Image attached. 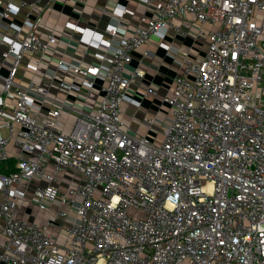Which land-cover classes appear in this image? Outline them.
Instances as JSON below:
<instances>
[{
    "label": "built area",
    "instance_id": "obj_1",
    "mask_svg": "<svg viewBox=\"0 0 264 264\" xmlns=\"http://www.w3.org/2000/svg\"><path fill=\"white\" fill-rule=\"evenodd\" d=\"M68 1L88 5L0 0V264H264V0H141L153 16L121 37L117 6L86 64L59 45L81 27L44 19ZM169 29L207 51L174 50L183 71L160 95L125 70ZM138 90L171 108L142 115L151 136L131 124ZM29 193L56 205L43 225L17 213Z\"/></svg>",
    "mask_w": 264,
    "mask_h": 264
},
{
    "label": "crops",
    "instance_id": "obj_2",
    "mask_svg": "<svg viewBox=\"0 0 264 264\" xmlns=\"http://www.w3.org/2000/svg\"><path fill=\"white\" fill-rule=\"evenodd\" d=\"M117 6L126 9L124 17L120 19L122 33L119 37L123 34H132L143 15L151 17L154 14L153 8H147L141 0H88V5L84 8L73 1L64 4L55 2L44 12L45 22L50 26L63 30L66 21H73L82 29L74 34L66 31V33H61L59 36V45L68 48L64 56L65 59H83L85 64L98 60L100 50L96 46L100 45L101 40L109 38L106 29L109 25L114 24L117 19L114 14ZM257 20L258 22L264 21L262 12L257 14ZM175 22L178 23L179 20ZM183 24L185 27L188 26L187 22ZM207 42L206 38L196 39L192 36H177L169 29L164 37L154 35L148 44L134 51L133 61L125 72L127 73L132 68L140 65L145 70V77L142 79L141 84H150L160 95L167 94L173 87L174 78L183 71L182 66L174 59L173 51H189L192 56L204 55L207 51ZM176 58H179V56ZM92 94L97 98L99 90L96 88ZM133 96L142 99L140 90L134 91ZM142 103L141 113L137 114V118L131 124L139 127L141 133L151 136V131L144 125L139 124L142 115H156L159 119L165 121L171 114V108L169 105L162 103L157 97L142 99ZM125 108L129 109L128 105H125ZM124 119L127 122L132 120L127 114ZM30 195L31 193L27 194L24 201L20 203L17 213L29 221L43 225L45 219L54 213L56 205H51L47 210H39L35 204L30 202ZM52 231L55 233L56 228H53ZM3 241L4 237L0 234V250Z\"/></svg>",
    "mask_w": 264,
    "mask_h": 264
},
{
    "label": "rangeland",
    "instance_id": "obj_3",
    "mask_svg": "<svg viewBox=\"0 0 264 264\" xmlns=\"http://www.w3.org/2000/svg\"><path fill=\"white\" fill-rule=\"evenodd\" d=\"M157 139H155L156 140V142H160L161 140H162V135L161 134H159V135H157V137H156ZM65 209H67L66 207H65ZM33 210H35V208H33Z\"/></svg>",
    "mask_w": 264,
    "mask_h": 264
}]
</instances>
